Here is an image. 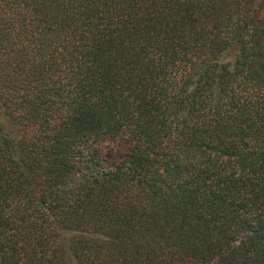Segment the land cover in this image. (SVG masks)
<instances>
[{
	"label": "trees",
	"instance_id": "obj_1",
	"mask_svg": "<svg viewBox=\"0 0 264 264\" xmlns=\"http://www.w3.org/2000/svg\"><path fill=\"white\" fill-rule=\"evenodd\" d=\"M0 264H264V0H0Z\"/></svg>",
	"mask_w": 264,
	"mask_h": 264
}]
</instances>
